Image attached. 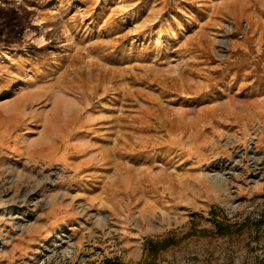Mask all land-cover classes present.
Segmentation results:
<instances>
[{
	"label": "rangeland",
	"instance_id": "374dc122",
	"mask_svg": "<svg viewBox=\"0 0 264 264\" xmlns=\"http://www.w3.org/2000/svg\"><path fill=\"white\" fill-rule=\"evenodd\" d=\"M108 259L264 264V0H0V264Z\"/></svg>",
	"mask_w": 264,
	"mask_h": 264
},
{
	"label": "trees",
	"instance_id": "16d2710c",
	"mask_svg": "<svg viewBox=\"0 0 264 264\" xmlns=\"http://www.w3.org/2000/svg\"><path fill=\"white\" fill-rule=\"evenodd\" d=\"M219 227H220V229L223 228L221 225ZM146 248H147L148 254H153V255L154 254L156 255L159 251H161L163 249L162 246H158V243H155L151 240L146 241ZM103 264H115V263H114V261L108 259Z\"/></svg>",
	"mask_w": 264,
	"mask_h": 264
}]
</instances>
